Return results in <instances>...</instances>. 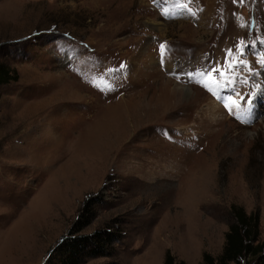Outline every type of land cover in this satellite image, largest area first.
<instances>
[{
  "label": "rangeland",
  "instance_id": "1",
  "mask_svg": "<svg viewBox=\"0 0 264 264\" xmlns=\"http://www.w3.org/2000/svg\"><path fill=\"white\" fill-rule=\"evenodd\" d=\"M257 36L264 0H0V264H44L97 194L85 232L121 241L84 264L218 258L231 205L264 241V46L187 75Z\"/></svg>",
  "mask_w": 264,
  "mask_h": 264
},
{
  "label": "trees",
  "instance_id": "2",
  "mask_svg": "<svg viewBox=\"0 0 264 264\" xmlns=\"http://www.w3.org/2000/svg\"><path fill=\"white\" fill-rule=\"evenodd\" d=\"M17 74L0 64V86L16 82ZM103 200L100 195L87 198L67 235L54 246L44 264H84L89 259L110 258L120 243V231L117 223L108 224L86 233L85 230L95 218L94 206ZM232 224L225 234V243L218 258L202 254L201 264H264V241H258L259 209L249 214L236 205H231ZM107 264H118L110 262ZM163 264H186L176 261L169 250L164 254Z\"/></svg>",
  "mask_w": 264,
  "mask_h": 264
},
{
  "label": "snow or ice",
  "instance_id": "3",
  "mask_svg": "<svg viewBox=\"0 0 264 264\" xmlns=\"http://www.w3.org/2000/svg\"><path fill=\"white\" fill-rule=\"evenodd\" d=\"M236 2V0H234V3ZM243 2V0H241V3ZM180 7H187L186 5H180ZM189 11H191L189 9ZM244 25H241V27H243ZM256 43H259L261 46H264V39H261L259 36H257L256 41H253V43L251 45H247L244 43V40L242 39L240 41V43L237 45V52H238V56H233L231 49L227 50L228 55L226 56L225 59V68H219V67H211V68H206L202 71H197L196 73H188L187 75L189 76V78L191 79L193 77V75H198V76H202V77H206L209 80H214L215 78L213 77V73H219V76L221 78H223L225 80V87H227L229 84L233 83V77L230 75L235 69L241 68V67H245L247 68L248 65L243 62L242 60H240V57L243 56L244 53V49L246 47H255ZM161 54L163 53L164 49H165V45L164 44H160L159 45ZM228 57H232V62H229ZM261 67H264V57H260L258 58L257 61ZM161 65L163 66V60H161ZM124 67V65H121V69ZM248 71L255 75V73L252 72L251 68H248ZM177 79H179V76L176 77ZM242 83H246V81H242ZM259 86L257 85V88ZM103 91V89H100ZM111 87L108 88V91H111ZM211 91V89H209ZM215 94V93H214ZM230 99V98H229ZM243 99V98H242ZM249 103H251V99H249L248 101ZM233 104H235V101H232ZM225 108H228L229 105L226 103ZM237 107H239V105H237Z\"/></svg>",
  "mask_w": 264,
  "mask_h": 264
}]
</instances>
